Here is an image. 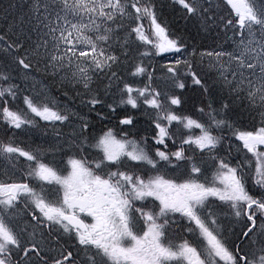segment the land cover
Segmentation results:
<instances>
[{
    "label": "snow or ice",
    "instance_id": "obj_1",
    "mask_svg": "<svg viewBox=\"0 0 264 264\" xmlns=\"http://www.w3.org/2000/svg\"><path fill=\"white\" fill-rule=\"evenodd\" d=\"M174 3L230 46L173 37L156 0H0V264H264V0ZM187 77L199 117L179 111ZM26 127L45 142L17 143Z\"/></svg>",
    "mask_w": 264,
    "mask_h": 264
},
{
    "label": "trees",
    "instance_id": "obj_2",
    "mask_svg": "<svg viewBox=\"0 0 264 264\" xmlns=\"http://www.w3.org/2000/svg\"><path fill=\"white\" fill-rule=\"evenodd\" d=\"M157 3V16L159 19V22L166 25L169 29V32L172 34L173 37L180 36L183 37L190 45H193L196 47L197 51H202L205 49H212L217 48L221 45H223L225 48H228L230 46V41H226L225 34L222 29H216L212 33H208L200 28L199 22L197 20L193 19H185L184 11L181 9V7L178 4L174 3V0H156ZM222 4V0H221ZM230 11V10H228ZM228 11H225L223 9V5L221 9L219 10L220 15H228ZM143 24L145 27L147 25H150V22L147 20L143 21ZM3 25L0 24V27ZM229 36L231 33L228 34ZM143 50V49H141ZM168 54H166L167 56ZM145 63H149L148 60L145 61ZM156 65V76L160 77L162 75V69L160 67L161 64V58L157 57L154 61ZM0 66H2V61H0ZM194 68L197 72H199L201 75H204L207 72V66L206 62L204 65L194 64ZM151 71V67L149 69ZM146 78H136L138 82L144 80ZM48 87L50 88L51 95L55 96L60 103L65 102V97L62 94V90H58L57 87L52 85V82L46 81L45 82ZM154 85L158 87L162 92L169 90L168 85L163 79H157L154 81ZM186 85L187 87L184 90L180 89H174V91L177 94H180L185 101V104L183 108L179 109V111L185 113V114H192L196 117H199V113L195 111L193 108V104L196 105L198 108L203 102L206 104L208 102V98L201 95V91L198 89L197 86H194L191 81V77L186 78ZM141 86L142 83H141ZM29 91L31 89L29 88ZM74 95V94H73ZM109 101H111V98H109ZM118 101V98H117ZM74 107H77L80 111L83 113L88 114L92 121L95 124V130L96 132H99L104 127H114L117 132L120 131L121 126L118 123V120L113 116L112 119H106L103 122H101L99 119L96 118V115L94 112L89 113L88 108L84 107L79 100H76L73 103ZM13 108H19L22 109L23 101H22V95L12 103ZM98 108L100 106H97ZM129 114L133 115L136 118V125L135 127L131 128L130 131L136 135L137 138H140L142 136L147 135L150 132V124L148 120V116L145 115V108L144 106H141L139 110L131 109L130 107L127 109ZM118 113L122 112L123 109L118 108ZM202 119H206V117H201ZM38 119V118H37ZM258 121V116H257ZM41 125H43V122H40ZM253 123V120L251 117H249L245 124L247 126H251ZM198 132V130H194ZM8 135H13V133H8ZM33 135L34 137H42V139L45 141L47 137V132L43 127L40 128H25L23 130H17L14 138L17 143H19L21 146L25 148H33L36 145H38L37 141L30 140L29 136ZM0 139H7V136L4 132V125L0 124ZM169 144H171V141H169Z\"/></svg>",
    "mask_w": 264,
    "mask_h": 264
},
{
    "label": "rangeland",
    "instance_id": "obj_3",
    "mask_svg": "<svg viewBox=\"0 0 264 264\" xmlns=\"http://www.w3.org/2000/svg\"><path fill=\"white\" fill-rule=\"evenodd\" d=\"M149 26H150V25H147V27H145V26H144V27H145V29H148ZM168 55H170V54H168ZM166 62H167V58H165V59H161V64H162V65H163L164 63H166ZM29 138H30V140H32V141H37L38 144H41V143L45 142V141L42 139V137H40V136H38V137H34L33 135H30ZM21 159H23V158H21ZM0 171H2V170H0ZM18 177H19V173H17L16 176L13 177V178H18ZM2 178H5V177H3L2 175H0V179H2Z\"/></svg>",
    "mask_w": 264,
    "mask_h": 264
},
{
    "label": "flooded vegetation",
    "instance_id": "obj_4",
    "mask_svg": "<svg viewBox=\"0 0 264 264\" xmlns=\"http://www.w3.org/2000/svg\"><path fill=\"white\" fill-rule=\"evenodd\" d=\"M171 238L178 242L180 238H193V237H190L188 233H184L182 232L181 230L179 229H176L174 230L172 233H171ZM194 239V238H193Z\"/></svg>",
    "mask_w": 264,
    "mask_h": 264
}]
</instances>
